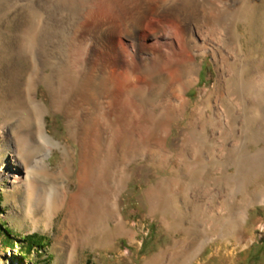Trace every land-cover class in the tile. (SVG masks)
Returning a JSON list of instances; mask_svg holds the SVG:
<instances>
[{"label":"bare ground","instance_id":"1","mask_svg":"<svg viewBox=\"0 0 264 264\" xmlns=\"http://www.w3.org/2000/svg\"><path fill=\"white\" fill-rule=\"evenodd\" d=\"M0 4H9L3 16L23 4L17 12L26 11L27 21L20 47L25 80L17 79L0 103V138L12 157L8 176L15 191L24 186L30 212L43 209L50 225L63 212L59 241L68 234L72 245L85 247L98 237L115 248L120 236L136 239L121 193L139 158L171 173L156 172L146 191L149 213L160 217L168 237L145 264H196L212 236L221 232L227 239L246 220L248 199L264 202V37L247 52L239 27L259 0ZM163 20L177 30L173 40L168 31L170 40L159 37ZM36 47L41 66L33 65ZM208 54L217 77L193 101L189 91L201 81L199 59ZM41 84L51 107L40 98ZM51 110L64 115L68 138L77 144L62 146L59 174L75 178L70 188L38 178L51 168L43 144L56 142L47 120ZM246 177L251 189L242 199L230 198Z\"/></svg>","mask_w":264,"mask_h":264},{"label":"rangeland","instance_id":"2","mask_svg":"<svg viewBox=\"0 0 264 264\" xmlns=\"http://www.w3.org/2000/svg\"><path fill=\"white\" fill-rule=\"evenodd\" d=\"M22 5L20 4L18 8L25 7ZM8 6L9 4L5 6L0 4V103L5 96L11 95L14 91L17 79L25 80V71L22 70L26 67V61L20 47L23 44L24 30L27 25L25 23L27 22L26 11L17 12L18 8H12L11 13L3 16V13L9 11ZM43 23L41 22L40 28ZM160 25L162 27L158 34L160 38L170 40V36L166 34L167 31L173 37L172 40L177 36V30L169 27L170 25L167 26L164 20ZM239 27L247 52L262 44L264 0H259L257 9L249 22L242 23ZM141 35L143 40L150 41L146 35ZM117 43V38H115L114 44ZM123 43L130 51L132 50L130 39L126 38ZM59 51L61 54L62 49ZM34 52L36 57L33 59V65L41 66L37 47L34 48ZM199 60L203 62L201 81L189 91V96L193 98V101H197L200 90L210 87L217 77L213 56L208 54ZM39 94L40 98L50 106L51 96L45 84L40 85ZM47 120L51 136L56 142L43 144L45 152H48L46 159L51 163V168L48 172L38 174V178L50 185L70 188L75 178L71 175L59 174L64 165L62 146L69 143L76 147L77 144L68 138L66 119L63 114L51 110L47 115ZM177 138L180 139L179 136ZM6 144L7 141L0 138V264H65L66 260L67 264H145L147 260L152 259L161 251L166 243L168 232L161 227L160 217H154L149 213L146 191L157 180L156 172L161 176H168L171 174L169 169L161 168L156 162H149L146 158H139L132 163L129 166L131 174L128 185L121 193V204L123 213L136 234V239L132 241L131 237L123 235L115 240V248H108L106 245H101L97 237L92 244L84 247L72 245L74 239L68 234L63 237V240H58L63 233L64 214L62 211L55 215L52 225L49 224V217L44 214L43 209L35 213L34 207V211L30 212V206L25 199L24 186H21L19 191H15L12 179L8 176L12 157L9 156L10 150ZM255 148L257 147H253ZM70 163L74 168V161L70 160ZM235 169V167L232 168V170ZM261 182H264V178H261ZM248 183L247 177L237 182L236 186L231 189V194H228L230 198L239 196L242 199V193L249 187L251 189L252 185ZM246 204L248 216L241 226L229 233L227 239H224L221 232L212 236L196 264H264V202L252 204L248 199ZM205 210L206 215L211 212L209 208ZM6 228L11 230H8L11 235H8ZM169 232L176 234L173 229H169ZM34 233L42 236L44 248L40 251H32L27 259H23L20 246L26 247L27 236ZM6 239L11 240L15 245L4 244ZM211 256L212 259H210Z\"/></svg>","mask_w":264,"mask_h":264},{"label":"trees","instance_id":"3","mask_svg":"<svg viewBox=\"0 0 264 264\" xmlns=\"http://www.w3.org/2000/svg\"><path fill=\"white\" fill-rule=\"evenodd\" d=\"M7 232L8 230L11 231L10 229L6 228ZM8 235H11V233L8 232ZM9 237V236H8ZM28 238V243L26 245V247L24 245H21L20 246V254L22 255V258L23 259H27L28 256L31 255L32 251H40L41 248H44L43 246V238L42 236H39L37 233H34V234H31V235H28L27 236ZM4 244L8 245V246H14L15 243L12 242L11 240L9 239H6L4 241ZM260 246H263V245H260ZM264 247V246H263ZM263 247H260V248H263Z\"/></svg>","mask_w":264,"mask_h":264}]
</instances>
